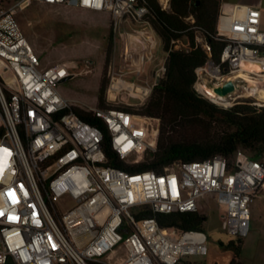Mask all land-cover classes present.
<instances>
[{"label":"built area","instance_id":"1","mask_svg":"<svg viewBox=\"0 0 264 264\" xmlns=\"http://www.w3.org/2000/svg\"><path fill=\"white\" fill-rule=\"evenodd\" d=\"M157 1L162 10L170 9L171 0ZM35 2L107 13L122 44L125 74L140 76L156 47V33L145 21L148 9L138 0H14L0 7V264H177L206 254L203 231L161 228L154 216H136L143 207L154 214L189 213L213 202L226 236L244 239L250 232L249 205L264 193V150L257 159L238 150L231 158L176 163L162 173L131 174L110 166L103 133L80 119L57 89L74 76L70 66L43 65L19 27L17 12ZM131 22L144 28L127 31ZM217 36L226 41L220 63L208 60L195 70L194 91L223 108L243 100L264 107L253 91L264 83L259 10L220 5ZM195 40L210 57L200 34ZM248 61L258 62L259 72L244 69ZM159 71L162 75L163 64ZM230 76L236 94L213 92L212 98L203 90L223 86ZM154 85L114 75L108 93L115 101L125 90L122 99L144 101ZM90 111L106 126L121 160L128 163L139 149L155 150L159 119L121 107ZM64 195L77 205L61 214L56 203Z\"/></svg>","mask_w":264,"mask_h":264},{"label":"trees","instance_id":"2","mask_svg":"<svg viewBox=\"0 0 264 264\" xmlns=\"http://www.w3.org/2000/svg\"><path fill=\"white\" fill-rule=\"evenodd\" d=\"M221 0H171L170 9L162 10L157 0H138L148 9L145 21L158 36L165 59L163 74L155 83L147 101L137 110L127 111L160 120L154 151L148 152L144 162L128 164L113 150L104 123L93 117L91 111L73 108L84 122L103 133L102 149L108 164L134 174L143 171L162 173L165 167L176 163L202 161L214 156L231 158L238 150H246L258 158L264 150V107L257 108L251 100H243L231 108H223L200 96L193 89L195 70L208 60L220 63L226 44L217 36V17ZM210 47V57L196 35ZM108 53L112 51L113 29L109 25ZM180 47L175 50L177 44ZM157 79V78H156ZM106 83L101 81L98 90V108L104 105ZM138 218L154 216L161 228H178L183 231H203L207 218L197 212L160 214L143 207ZM243 239L230 240L225 247L235 258L241 254ZM223 246L222 242L219 243Z\"/></svg>","mask_w":264,"mask_h":264},{"label":"rangeland","instance_id":"3","mask_svg":"<svg viewBox=\"0 0 264 264\" xmlns=\"http://www.w3.org/2000/svg\"><path fill=\"white\" fill-rule=\"evenodd\" d=\"M14 0H0V7L9 6ZM16 20L25 38L39 55L43 65L65 63L70 66V73L74 76L60 83L57 87L59 93L69 99L73 108L90 111L98 108V90L101 81L106 83L104 91V105L106 107H121L137 110L146 101L139 100L135 96L122 99L129 91H122L117 99L112 101L108 90L111 86L112 76L123 77L126 81L141 86L155 84L156 72L165 59L161 43L155 35L156 47L151 51V59L143 64L140 76L125 74L122 69V44L113 36L112 51L108 53L109 16L105 12H94L78 8L64 6H49L41 3H32L26 9L18 11ZM127 31L144 28L141 23H126ZM129 88V86H127ZM247 155L252 153L241 150ZM148 153L139 149L132 157L128 158V164L144 162ZM57 204L61 214L72 210L76 201L67 195L62 196ZM250 232L244 238L245 248L238 258L225 247L231 240L221 230V212L211 202L208 206L200 207V213L207 221L203 226V232L207 236V252L202 256H187L177 264H258L264 255V193L260 194L249 205ZM222 242L223 246L219 243ZM260 258L255 260L257 248ZM123 250L117 255H122ZM260 259V260H259ZM256 261V262H255Z\"/></svg>","mask_w":264,"mask_h":264},{"label":"crops","instance_id":"4","mask_svg":"<svg viewBox=\"0 0 264 264\" xmlns=\"http://www.w3.org/2000/svg\"><path fill=\"white\" fill-rule=\"evenodd\" d=\"M220 4L224 7H229V6H240L243 8H254L258 9L260 12V29L264 31V0H221ZM70 99V98H69ZM251 222V220H250ZM245 241L243 239V244L241 247V253L243 252V249L245 248ZM259 248H257V253L255 255V260L260 258V251ZM261 259V260H260ZM260 263L258 264H264V255L260 258ZM256 262V261H255ZM240 264L242 262L240 261Z\"/></svg>","mask_w":264,"mask_h":264},{"label":"bare ground","instance_id":"5","mask_svg":"<svg viewBox=\"0 0 264 264\" xmlns=\"http://www.w3.org/2000/svg\"><path fill=\"white\" fill-rule=\"evenodd\" d=\"M243 68L246 70H251L252 72H259L260 67L258 62H253V61H248V62H244L243 64ZM240 76L245 78L247 77L246 74H242V72H240ZM235 78H232V80H234ZM252 83V82H251ZM124 87L128 88L127 86H129L128 89L132 88V84L130 83H125L123 84ZM203 90H205V92L212 98H215V94L213 93V91L210 88L207 87H203ZM254 94L259 98L264 100V83L262 85H260L259 89H255L253 90ZM110 97L113 98V94H110ZM113 100V99H112Z\"/></svg>","mask_w":264,"mask_h":264},{"label":"water","instance_id":"6","mask_svg":"<svg viewBox=\"0 0 264 264\" xmlns=\"http://www.w3.org/2000/svg\"><path fill=\"white\" fill-rule=\"evenodd\" d=\"M175 50H178V46L175 47ZM161 74H157L156 83L159 81ZM213 92L219 96L226 97L229 94H236L238 92V87L232 77L228 78V81L223 86H218L213 89Z\"/></svg>","mask_w":264,"mask_h":264}]
</instances>
